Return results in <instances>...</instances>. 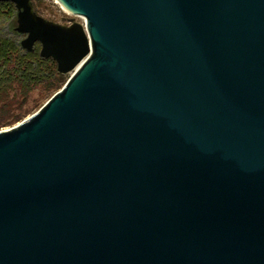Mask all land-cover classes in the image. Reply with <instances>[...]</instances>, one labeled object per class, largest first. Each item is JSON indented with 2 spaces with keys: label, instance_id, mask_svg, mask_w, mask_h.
<instances>
[{
  "label": "water",
  "instance_id": "obj_1",
  "mask_svg": "<svg viewBox=\"0 0 264 264\" xmlns=\"http://www.w3.org/2000/svg\"><path fill=\"white\" fill-rule=\"evenodd\" d=\"M0 2L69 75L0 130V264H264V0Z\"/></svg>",
  "mask_w": 264,
  "mask_h": 264
},
{
  "label": "trees",
  "instance_id": "obj_2",
  "mask_svg": "<svg viewBox=\"0 0 264 264\" xmlns=\"http://www.w3.org/2000/svg\"><path fill=\"white\" fill-rule=\"evenodd\" d=\"M15 8L10 2H0V128L19 122L29 111L25 106L37 85L57 88L56 83L64 78L52 59L41 58L39 43L31 52L21 47L23 36L14 29Z\"/></svg>",
  "mask_w": 264,
  "mask_h": 264
},
{
  "label": "rangeland",
  "instance_id": "obj_3",
  "mask_svg": "<svg viewBox=\"0 0 264 264\" xmlns=\"http://www.w3.org/2000/svg\"><path fill=\"white\" fill-rule=\"evenodd\" d=\"M34 7L36 9V12L44 17L45 19L49 21H53L60 24L68 25L70 23L71 19H75L78 23H81L84 25V19L78 16H73L68 14L60 4L56 2V0H32ZM12 3V2H10ZM13 4V3H12ZM15 7V5L13 4ZM16 9V8H15ZM9 8H6L4 10L5 13L9 12ZM23 38V37H22ZM41 45H38L39 51H40ZM63 81L60 83H56L57 88H47L46 85H37L30 93L28 102L25 106L26 109L29 111L22 117V119L19 122H16L12 125H8L5 127L0 128V130L7 129L10 127H13L23 121L24 119L28 118L32 114L36 113L56 92H58L62 87L65 85V83L69 79V75H62Z\"/></svg>",
  "mask_w": 264,
  "mask_h": 264
},
{
  "label": "bare ground",
  "instance_id": "obj_4",
  "mask_svg": "<svg viewBox=\"0 0 264 264\" xmlns=\"http://www.w3.org/2000/svg\"><path fill=\"white\" fill-rule=\"evenodd\" d=\"M56 2L58 3V4H60L59 2H58V0H56ZM61 5V4H60ZM62 7V6H61ZM63 8V7H62ZM64 9V8H63ZM65 10V9H64ZM66 11V10H65ZM67 12V11H66ZM68 13V12H67Z\"/></svg>",
  "mask_w": 264,
  "mask_h": 264
},
{
  "label": "built area",
  "instance_id": "obj_5",
  "mask_svg": "<svg viewBox=\"0 0 264 264\" xmlns=\"http://www.w3.org/2000/svg\"><path fill=\"white\" fill-rule=\"evenodd\" d=\"M84 24H85V20H84Z\"/></svg>",
  "mask_w": 264,
  "mask_h": 264
}]
</instances>
